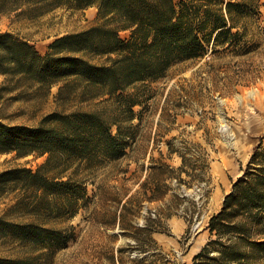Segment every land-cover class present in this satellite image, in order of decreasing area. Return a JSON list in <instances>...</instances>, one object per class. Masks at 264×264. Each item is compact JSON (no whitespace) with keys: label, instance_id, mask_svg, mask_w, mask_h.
<instances>
[{"label":"trees","instance_id":"16d2710c","mask_svg":"<svg viewBox=\"0 0 264 264\" xmlns=\"http://www.w3.org/2000/svg\"><path fill=\"white\" fill-rule=\"evenodd\" d=\"M261 6V0H0V19L16 14L38 20L58 9L70 15L96 10L90 27L56 37L44 55L29 40L0 33V75L35 91L57 87L59 99L65 95L69 101L78 97L82 103L98 101L93 111L52 113L32 127L0 121V155H46L45 163L34 172L25 168L2 172L0 195L9 187L32 192L36 200L31 209L36 217L44 214L54 221H71L80 210L90 207L106 208L107 216L100 222L103 227L117 228L120 236L132 240L137 253L144 255L138 262H128L164 264L165 259L154 253L157 247L152 236L161 233V219L177 210L164 201L167 182L187 189L208 184L207 158L194 150L200 147L174 150L167 143L166 155L150 157L147 166L131 173L130 179L139 181L137 173L146 172L133 195L127 196V179L119 183L113 178L106 184L92 183L95 191L88 197L84 180L103 164L110 165L107 180L126 174L130 163L144 159L139 125L143 112L150 109L148 85L167 80L174 67L182 66L179 73L184 72L207 55H250L251 27L259 20ZM122 33L127 37L122 38ZM108 105L114 107L112 113L107 112ZM135 120L137 124H133ZM173 155L181 162L176 169L164 162ZM123 162L126 168H122ZM117 181L118 185H109ZM175 200L181 202L178 197ZM153 203L163 208L159 206L153 218L147 211L142 226L137 227L143 204ZM0 225L19 243L40 244L50 251L54 246L65 247L70 238L62 234L53 237L36 220L26 225L0 221ZM207 228L209 240L192 264H264V150H253L244 174L224 197L221 210L210 217ZM127 247L130 253L133 247ZM123 252L118 250L119 263L109 253L107 264H125Z\"/></svg>","mask_w":264,"mask_h":264},{"label":"rangeland","instance_id":"374dc122","mask_svg":"<svg viewBox=\"0 0 264 264\" xmlns=\"http://www.w3.org/2000/svg\"><path fill=\"white\" fill-rule=\"evenodd\" d=\"M261 2L259 20L251 27V54L246 58L228 53L219 58L207 55L184 72L179 73L182 66L174 67L167 80L148 85L152 96L148 103L150 109L143 112L139 125V145L146 151L144 159L137 164L130 163L126 174L107 180L106 172L110 165L103 164L95 175L89 174L84 180L88 197H92L95 191L92 183L105 181L106 184L113 178L119 183L121 179H127V196L133 195L139 189L137 183L144 180L146 172L137 173L139 181L131 180V173L139 171L142 165L147 166L150 157L158 159L159 153L166 155L167 143L174 150L192 145L200 147L194 150L207 158L209 171L205 178L208 184H194L187 189L167 182L169 191L164 201L170 209L177 210L168 219H161V233L152 236L157 247L154 253L165 259L164 264H192L193 257L209 240L207 226L210 217L221 210L224 197L244 174L253 150L256 147L264 150V0ZM95 14L93 8L73 15L65 9H58L38 20L12 14L0 19V33L8 32L17 38L29 40L44 55L56 37L90 27ZM121 37L126 38L127 34L122 33ZM57 92V87L49 91H35L27 84L0 75V121L8 125L32 127L49 114L93 111L98 104V101L82 103L79 97L69 101L65 95L59 99ZM113 109L112 105L107 106V112L112 113ZM137 123L135 120L133 124ZM45 160L46 155L33 154L22 158H16L14 154L0 155V174L14 168L34 172ZM164 162L173 169L181 163L177 155ZM126 164L123 162L122 168H126ZM182 178L187 180L185 176ZM118 181L109 185H118ZM217 190L221 198L219 203L215 199ZM175 197L181 199L179 204ZM21 200L25 202L19 204ZM35 200L32 192L13 191L10 187L5 189L0 195V221L26 225L36 220L40 226L51 231L53 237L59 238L62 234L70 236L69 240L65 247L54 246L50 251L40 244L19 243L0 225V264H6L5 260L17 259H23L27 264H107L109 253L119 263V249L125 251L122 254L125 264H135L128 261L138 262L144 258L135 250L134 242L120 236L117 228L106 230L103 227L100 222L107 216L106 208L93 210L90 207L80 210L71 221H54L53 217L44 214L36 217L31 209ZM159 206L163 208L160 204H143L135 225L142 226L143 218L148 216L147 211H150L149 217L153 218ZM204 217L206 220L202 224ZM113 236L117 238L112 239ZM201 238L199 249L189 255ZM128 244L133 247L130 253ZM151 255L148 259H151Z\"/></svg>","mask_w":264,"mask_h":264},{"label":"bare ground","instance_id":"6f19581e","mask_svg":"<svg viewBox=\"0 0 264 264\" xmlns=\"http://www.w3.org/2000/svg\"><path fill=\"white\" fill-rule=\"evenodd\" d=\"M218 193H219V190H217L216 195H215L216 203H217V202L219 203L220 200H221V198H219ZM205 220H206V217H204V218L202 219V222H201V223L203 224V223L205 222ZM201 244H202V238L199 239V241H197V242L195 243V246L193 247V251L190 252L189 255H192L195 251H197V249H199V247H200Z\"/></svg>","mask_w":264,"mask_h":264}]
</instances>
